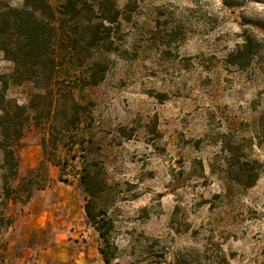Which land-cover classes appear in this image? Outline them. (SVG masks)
Instances as JSON below:
<instances>
[{
	"label": "rangeland",
	"instance_id": "rangeland-1",
	"mask_svg": "<svg viewBox=\"0 0 264 264\" xmlns=\"http://www.w3.org/2000/svg\"><path fill=\"white\" fill-rule=\"evenodd\" d=\"M133 4L98 85L73 87L81 70L59 72L83 105L79 123L28 108L9 145L16 173L0 148V264L24 246L3 242L14 225L31 237L28 264H106L101 248L107 264H264V48L245 70L226 62L246 35L264 39V0ZM12 70L0 51V75ZM35 93L26 81L5 98L28 107ZM244 161L258 173L251 187L239 183ZM86 164L106 241L84 211Z\"/></svg>",
	"mask_w": 264,
	"mask_h": 264
},
{
	"label": "trees",
	"instance_id": "trees-1",
	"mask_svg": "<svg viewBox=\"0 0 264 264\" xmlns=\"http://www.w3.org/2000/svg\"><path fill=\"white\" fill-rule=\"evenodd\" d=\"M135 1L128 0L120 8L117 0H59L57 4L49 0H23L21 6L0 0V51L13 63L11 73L0 75V131L3 137L0 148L4 163L11 171L16 173L17 160L9 145L21 137L29 120L28 108L37 112V118L41 119L49 117L55 107L67 127L79 123L83 105L74 100L72 86L80 89L96 86L105 78L108 70L106 54L113 50L114 34L119 31L121 20L131 19L130 11ZM258 25L264 29L263 21ZM263 48L264 39L248 34L227 55L226 62L245 70ZM63 67L81 70L79 76L67 81L72 86L57 78ZM26 81H32L42 90L33 95L28 107L6 100L9 85ZM158 96L162 102L164 95ZM64 99L69 101L65 103ZM61 100L64 103L59 107ZM239 167L242 175L239 183L251 187L258 177L255 166L244 161ZM91 171V164H86L80 176L81 184L90 195L84 211L106 241L103 220L98 219L91 206L95 195L91 185L96 181ZM100 253L104 262L109 263L107 251L101 248Z\"/></svg>",
	"mask_w": 264,
	"mask_h": 264
},
{
	"label": "crops",
	"instance_id": "crops-1",
	"mask_svg": "<svg viewBox=\"0 0 264 264\" xmlns=\"http://www.w3.org/2000/svg\"><path fill=\"white\" fill-rule=\"evenodd\" d=\"M24 224H26L25 226H29L30 228L41 227L40 223L37 225V223L30 224L28 221H26V222H24ZM68 226H70V225H68ZM11 231H13L12 235H10L9 237H6L4 239V241H3L4 244L10 246V248H9L10 250L13 249V248H11V246L13 244L17 243L19 245H24L23 248H21V250L19 249L20 253H19L18 249H16L14 251V253L11 254L14 257V259H15V260L13 259L14 263H12V264H28V262H29V258L28 257H30V253H29L30 248L27 247V244L30 242L31 237L28 238L24 234L15 235V232H16V226L15 225H14V227L10 226L8 228V232L11 233ZM62 249L63 250H62V255H61L62 258H61V260L63 262H67L68 260H70L71 255L68 254V251H67L66 247H63ZM54 257L55 258H59L58 255H54ZM57 260H60V259H57ZM5 262H6L5 264H10V262L7 259L5 260Z\"/></svg>",
	"mask_w": 264,
	"mask_h": 264
}]
</instances>
